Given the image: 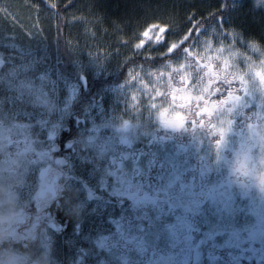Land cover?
<instances>
[{
	"label": "snow or ice",
	"instance_id": "snow-or-ice-1",
	"mask_svg": "<svg viewBox=\"0 0 264 264\" xmlns=\"http://www.w3.org/2000/svg\"><path fill=\"white\" fill-rule=\"evenodd\" d=\"M243 2L231 0L229 4L225 0L221 7L235 10ZM26 6L32 8L38 18L44 13L59 16L60 11L67 12L69 8H76L77 11L86 9V14L80 17L73 13L76 25L84 26L85 31L91 23L89 16L97 15L96 0L80 8L76 0H67L62 8L54 0H32ZM250 11L259 12L260 23L264 25V0H253ZM0 15L12 21L16 16L4 5H0ZM214 15L212 13L210 17ZM112 26L120 31L117 22L114 21ZM26 34L32 35V31ZM253 38L246 36L238 27L225 28L223 17H219L215 25L206 27L192 13L188 17V26L180 32L167 24H151L143 31L133 32L131 45L128 41L121 45L135 50L133 57L121 62L127 69L126 108L131 105V111L140 116L145 112L154 115L159 127L165 131L203 130L211 143L214 161L201 155L198 164L193 167L181 157V153L189 151L188 146L180 145L175 155L168 157L162 165V168L166 166L169 169L166 182L152 191H145L144 185L134 180L135 176L142 175L140 168L137 166L132 172L125 171L127 157L114 154L115 145L100 136L99 127L93 126L84 141L98 154L112 155L110 175L116 180L112 189L114 198L126 197L139 207H153L157 211L156 222L162 221L165 216H174L172 223L162 224L154 244L163 235L167 251L175 253L177 264H204L205 250L207 264H243L244 261L264 264V133H259L260 122L264 121V102L254 105L256 110L249 117L245 129L237 133L240 139L238 147L232 148V159L224 155L228 137L234 132L233 117L249 107L250 100L255 101L258 96L264 100V48L258 47ZM67 47L72 50L70 41ZM157 49L162 51L157 52ZM249 52L250 55L246 54ZM177 53L182 56L181 59H168ZM119 55L117 50L116 56ZM88 56L99 70H103L112 58L107 53L101 54L99 47L95 52H89ZM141 56L142 61L137 62L136 57ZM157 59L166 62L160 67L148 66ZM19 87L33 92L39 102L48 103L42 89L33 87L30 82L21 80ZM157 98L161 100L159 105L155 102ZM129 128L130 122L123 120L117 131L126 133ZM5 130L9 134L15 131L18 136L24 137L25 142L30 138L26 124L0 121V133ZM51 139L50 135L49 141ZM119 143L127 145L129 141L122 135ZM56 151V146L51 143L47 148H40L36 152L37 168L34 170L35 180L54 187L49 180L50 168L43 166L54 162L58 168L67 170L70 180L67 204L57 207L64 215L57 220L52 213L47 214L49 239L54 242L62 264H93L95 253L89 248V241L82 234L79 239L69 234L64 226V217L70 216L68 210L73 205L93 201L97 195L75 179L73 166L65 158H57ZM221 167L228 169L227 176L214 180L213 172H218ZM84 171H87L86 165ZM255 192L259 193L258 197ZM240 199L248 201V214L257 216L256 224L236 227L232 223V218L240 211L237 206ZM205 204L212 205L216 223L211 228L201 229L194 223L193 217L202 214ZM257 207L260 210L258 213ZM114 223L115 231L100 236L92 248L105 251L109 256L119 254L120 264H128L125 254L129 249H135L141 255L147 253L150 245L142 234L141 225L123 219ZM75 227L79 228V223ZM165 252V249L152 246L151 257L146 264H157V259ZM95 264H109V261L95 260Z\"/></svg>",
	"mask_w": 264,
	"mask_h": 264
},
{
	"label": "rangeland",
	"instance_id": "rangeland-1",
	"mask_svg": "<svg viewBox=\"0 0 264 264\" xmlns=\"http://www.w3.org/2000/svg\"><path fill=\"white\" fill-rule=\"evenodd\" d=\"M28 1L31 2L32 0ZM252 2L253 0H244L239 8L235 10L231 9L230 15L223 19L224 27H238L242 30L241 26L245 22L244 19L251 18L253 22L260 20L250 11L249 7ZM87 3L88 2H82L81 6ZM78 5L77 7L80 8ZM86 12V9L77 11L75 8L74 14L76 17H80L85 15ZM46 15L47 22H50L53 16L47 13ZM89 20L91 23L87 26L88 30L85 31L84 26L76 25L73 20V14L70 13L69 21L74 25L71 46L76 55V64L83 73L91 78L112 74L118 71L122 65L121 62L124 61L126 56L135 51L130 47H121V45L125 41H128L129 45H131L133 41L122 39L119 35L115 36V34L105 28L102 24V19H99L96 15L89 16ZM0 21L3 22L2 15H0ZM7 21L9 20L7 19ZM9 25L6 24L3 26L0 22V32L10 34L13 29H10ZM213 25H215V23ZM27 32L28 31H26V33ZM245 35L250 36L247 33H245ZM32 37L33 35L26 34L25 39L29 42ZM21 40L24 41L23 38H21ZM253 42L258 47L264 48L262 43L255 40H253ZM20 43L22 42H20L19 39L18 44L9 41L8 43L2 42L0 45V60H3V64H0V121L6 124L16 122L28 125L30 141L34 140L42 147L47 148L50 143L53 144L54 137L61 127L62 122L68 117L72 102L79 90L80 83L60 75L57 68L53 66L52 55L54 51L52 49L50 50L48 45L43 44L38 51L30 52L24 50L22 48L23 46L20 47ZM98 47L101 54L107 53L112 57L105 64L103 70L97 69L96 65L91 62V58L88 56L89 52H95ZM117 50H119V56H116ZM246 54L250 55L251 53L249 52ZM241 67H243V65H241ZM21 80L30 82L35 88L42 89L47 97L48 103L39 102L36 95L29 90H21L19 87V82ZM125 99L124 81L118 85L106 88L101 97L97 101L91 103L83 113V118L80 122L83 127L82 130H80L85 136L78 143L72 145L67 160L69 164L73 166V175L75 179L84 187L87 183L92 184L94 182L91 179V175L97 172L98 162L104 158V155L98 154L95 149L86 146L84 143L93 126L99 127L100 136L104 140H110L112 144L118 139H121L122 135H125L129 143H131L141 136L145 128L143 125L144 123L156 119L154 115L150 116L148 112H145L143 116L133 113L131 111V105L126 108ZM145 102H147L146 97ZM155 102L158 105L161 103L157 101V99ZM259 102H264L260 96H258L255 101L250 100L248 102L250 106L244 110L254 112L256 110L254 105ZM123 120H128L130 122V128L126 133L117 131V129L121 127ZM245 127V123L240 126L236 125L233 134L228 137V147L224 153L228 159H232V148L238 147L240 138L237 133L242 132ZM5 129H7V125H5ZM13 132L16 133L15 131ZM8 133L7 130L0 133V220L9 218L10 215L19 212L20 209L28 205L31 206L36 200V191L38 185L41 183L34 179V170L37 168L36 162L31 160L26 154L20 155L18 159L7 154L6 139ZM259 133H264V121L260 122ZM50 135L52 137L51 141H49ZM206 136L207 134L204 131L198 133L195 138L186 145L189 151L181 153V157L188 161L193 167L196 166V162H199L198 157L201 155L206 156L209 161H214L215 159L211 143ZM179 146V144H171L161 149L159 159L162 165H165L168 157L175 155ZM49 164L50 163H47L43 166L48 167ZM124 164L125 171L127 172L137 166L142 171L144 168V159L140 156L133 159L128 157L124 161ZM85 165L87 171H84ZM164 169L165 171L161 175L159 183L155 188L160 187L166 182L169 169L166 166ZM227 174L228 169L226 167H221L218 172H213L212 178L215 180L225 177ZM85 179H87V183ZM69 185L70 180L68 178L63 183L65 192L64 198L61 200L62 205L67 204L66 194L70 191ZM10 187L13 188L9 189ZM14 191L15 193H13ZM254 195L258 197L259 193L255 192ZM82 199L86 200V197L82 196ZM237 206L240 211L232 218V223L236 227L257 223V216L248 214L247 200H238ZM140 208L148 217L153 216L154 211L150 206ZM112 211L113 209L110 204L100 202L96 199L93 201H86L85 204L78 203L73 205L68 210V214L74 220V223H80L82 227L80 228V233L77 234L73 230L72 232L69 231V234H74L77 239H79L82 234L83 238L89 241V248L96 252V249L92 248L93 238H95L96 234L92 237L89 231L94 227V233L99 234L97 232L98 229L110 227V217L113 219V216H111ZM256 211L257 213L260 211L259 207L256 208ZM213 213L214 209L212 205L205 204L202 209V214L199 216L200 222L198 227L202 229L211 228L216 223V217ZM154 218H156V213ZM163 223L169 222H164V220L156 222L155 219L154 225L150 228V234L147 235V239L152 246L156 233ZM158 243L161 246L166 244V239L163 235ZM29 255L32 256L31 254ZM31 259H33V257H30V260ZM55 264H62L60 257L57 258ZM252 264H259V262L255 261V263L252 262Z\"/></svg>",
	"mask_w": 264,
	"mask_h": 264
},
{
	"label": "trees",
	"instance_id": "trees-1",
	"mask_svg": "<svg viewBox=\"0 0 264 264\" xmlns=\"http://www.w3.org/2000/svg\"><path fill=\"white\" fill-rule=\"evenodd\" d=\"M32 2V1H31ZM28 0H0V4L7 6L10 11L16 14L15 20H9L3 18V22L0 21L3 26L10 25L9 28L13 29L10 34L0 32V45L2 42L8 43L13 41L14 44H18L20 39L21 45L24 50L30 52H36L39 48L46 44L54 51L52 55L53 66L57 68L60 75L71 78L80 83L79 90L72 102V107L68 117L62 122L61 127L56 133L53 144L56 146L57 151L55 156H64L66 159L69 156L71 147L78 143L85 135L81 130L83 125L80 123L83 118V113L91 105V103L97 101L104 93L105 89L114 85H118L127 79V69L123 67V64L118 71L103 75L100 77H88L76 64V55L72 48L69 50L67 42H71L72 30L74 25L70 23L71 8L67 12L60 11L59 16H53L50 22H47L46 13L41 14L39 18L37 13L26 5L31 3ZM62 8L67 0H54ZM82 2L91 3L92 0H76L78 6L81 7ZM225 3V0H96V16L102 17V24L110 32L119 35L122 39L131 40L133 32L136 30L143 31L148 25L151 24H167L174 28L175 31L180 32L188 26V17L192 14H196V19L202 20L205 26L213 25L219 17L230 15L231 8L223 9L221 6ZM231 4V0H228ZM250 8V7H249ZM85 10V9H84ZM215 15L210 17V14ZM255 17L260 19V13H254ZM104 20V21H103ZM245 22L241 26L242 30L248 35L255 37L253 40L258 41L264 45V25L260 23V20L255 22L251 18L244 19ZM117 22L120 27V31L114 28L113 22ZM123 21V23H120ZM59 29V31H58ZM32 31L33 37L30 41H26V31ZM23 38L24 41L21 40ZM132 41V40H131ZM72 45V43H71ZM72 47V46H71ZM157 52L162 49H157ZM134 53L128 54L126 58L133 57ZM125 58V59H126ZM182 56L177 53L173 57L168 58L173 61L181 59ZM124 59V60H125ZM139 61H142L141 57H136ZM5 62V60H4ZM166 61L157 59L150 63L149 67H160ZM163 70V69H161ZM178 79V78H177ZM98 85H101L98 87ZM163 90V89H161ZM170 99V97H169ZM157 101L161 102L159 98ZM179 103V100H178ZM251 113L240 111L239 114L233 117L236 125H241L249 122ZM144 131L139 138L127 145H121L118 139L113 145L114 154L119 157L120 155L127 158H136L140 156L144 159V168L142 169V175L134 177L136 183L144 185L145 191H152L158 185L159 180L163 172L164 167L160 162L161 149L174 144V145H187L192 141L195 136L202 130L197 131L195 129H186L183 131H165L159 127L158 121H149L144 123ZM81 129V130H80ZM34 141V140H33ZM30 141L25 142L24 137L18 136L17 133H8L6 139L7 154L18 159L20 155L26 154L31 160L36 162V152L42 147L38 142L34 143ZM111 154H105L104 158L98 162L97 172L92 173L91 179L94 181L92 184L87 183L85 179V188L91 189L96 193L97 199L100 202H106L112 206V217H110L109 225L105 229H98L97 233H94L95 228L92 227L89 233L93 237V245L96 244L97 239L102 235H109L115 231L114 221L123 219L125 222L131 221L134 224H139L143 228V235L147 237L150 234V228L154 225V215L157 211L151 207L154 211L153 216H147L141 208L133 203L131 199L123 198L116 199L112 195V189L116 186L115 177L110 175L111 170ZM198 164V162H196ZM196 164V165H197ZM133 168L131 171H134ZM67 171L64 169V173ZM65 179V178H63ZM151 185V188L149 187ZM13 187H10L11 189ZM15 193V191L13 192ZM110 216V215H109ZM199 216L193 217L194 223L199 226ZM164 222L172 223L174 216L168 215L163 219ZM153 223V224H152ZM108 225V226H109ZM202 229V228H201ZM149 230V233H148ZM97 237V238H96ZM92 245V246H93ZM146 254L141 255L135 249H129L125 254L128 260V264H146V261L151 257L152 245ZM155 247L165 249L166 252L157 259V264H177V257L175 253L168 252L167 243L161 246L159 243L153 244ZM95 260H107L109 264H120L119 254H113L109 256L107 252L96 249ZM94 260V263H95ZM255 263V261H253ZM204 264H207L206 250ZM243 264H248L244 261Z\"/></svg>",
	"mask_w": 264,
	"mask_h": 264
},
{
	"label": "flooded vegetation",
	"instance_id": "flooded-vegetation-1",
	"mask_svg": "<svg viewBox=\"0 0 264 264\" xmlns=\"http://www.w3.org/2000/svg\"><path fill=\"white\" fill-rule=\"evenodd\" d=\"M48 168H50V181L54 176L58 177L55 184L58 196L51 198L50 193H46L43 199L36 198L31 206L28 205L10 215L9 218L0 220V264H55L57 262L58 255L54 242L49 239L47 214L52 213L57 220L64 215L57 207L62 205L61 200L64 198L61 178L67 175L55 163ZM43 184L40 183L38 188ZM76 224L70 216L64 217V226L68 232L75 229L77 234L80 233L81 224L79 223V228L75 227ZM30 257L33 259L30 260Z\"/></svg>",
	"mask_w": 264,
	"mask_h": 264
},
{
	"label": "water",
	"instance_id": "water-1",
	"mask_svg": "<svg viewBox=\"0 0 264 264\" xmlns=\"http://www.w3.org/2000/svg\"><path fill=\"white\" fill-rule=\"evenodd\" d=\"M55 180H56V178L54 177V179H53V181H52L53 184L55 183ZM47 191L52 192V196L55 195V189H54V187H50V186L48 185V183H45V185H44L43 187H41V188L37 191V196H38L39 198H43L44 195H45V193H46ZM3 264H7V263H3Z\"/></svg>",
	"mask_w": 264,
	"mask_h": 264
},
{
	"label": "bare ground",
	"instance_id": "bare-ground-1",
	"mask_svg": "<svg viewBox=\"0 0 264 264\" xmlns=\"http://www.w3.org/2000/svg\"><path fill=\"white\" fill-rule=\"evenodd\" d=\"M75 11V8H71V12Z\"/></svg>",
	"mask_w": 264,
	"mask_h": 264
}]
</instances>
